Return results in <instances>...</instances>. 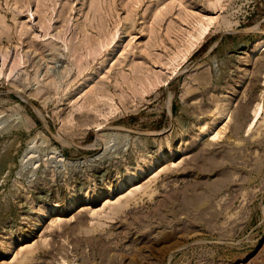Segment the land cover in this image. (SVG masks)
<instances>
[{"label": "rangeland", "instance_id": "1", "mask_svg": "<svg viewBox=\"0 0 264 264\" xmlns=\"http://www.w3.org/2000/svg\"><path fill=\"white\" fill-rule=\"evenodd\" d=\"M0 264H264V0H0Z\"/></svg>", "mask_w": 264, "mask_h": 264}]
</instances>
